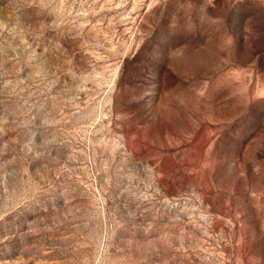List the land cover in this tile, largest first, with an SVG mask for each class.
<instances>
[{"label":"rangeland","instance_id":"1","mask_svg":"<svg viewBox=\"0 0 264 264\" xmlns=\"http://www.w3.org/2000/svg\"><path fill=\"white\" fill-rule=\"evenodd\" d=\"M0 264H264V0H0Z\"/></svg>","mask_w":264,"mask_h":264}]
</instances>
